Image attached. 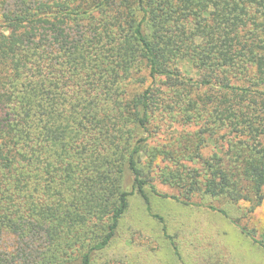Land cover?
<instances>
[{
    "label": "trees",
    "instance_id": "obj_1",
    "mask_svg": "<svg viewBox=\"0 0 264 264\" xmlns=\"http://www.w3.org/2000/svg\"><path fill=\"white\" fill-rule=\"evenodd\" d=\"M150 194L262 203L264 0H0V264H100L137 196L181 258Z\"/></svg>",
    "mask_w": 264,
    "mask_h": 264
},
{
    "label": "rangeland",
    "instance_id": "obj_2",
    "mask_svg": "<svg viewBox=\"0 0 264 264\" xmlns=\"http://www.w3.org/2000/svg\"><path fill=\"white\" fill-rule=\"evenodd\" d=\"M159 188L175 192L164 185ZM148 196L151 213L163 219L181 258L174 255L159 220L149 214L144 200L137 196L131 200L118 237L100 264H264V248L237 226L252 229L257 237L264 235V198L252 212L243 202L223 204L228 212V217H224L201 207Z\"/></svg>",
    "mask_w": 264,
    "mask_h": 264
}]
</instances>
